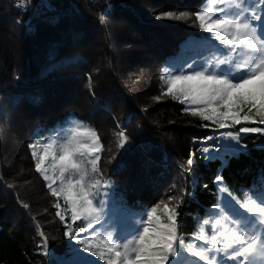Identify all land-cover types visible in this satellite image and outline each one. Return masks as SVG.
Masks as SVG:
<instances>
[{"label": "trees", "instance_id": "trees-1", "mask_svg": "<svg viewBox=\"0 0 264 264\" xmlns=\"http://www.w3.org/2000/svg\"><path fill=\"white\" fill-rule=\"evenodd\" d=\"M78 1V13L39 8L25 31L19 21L38 3L23 13L10 0H0V264H61L70 247H80L65 236V223L55 215L56 202L74 236L90 234L91 230L80 231L83 221L71 223L63 196L57 201L49 194L28 147L77 121L95 130L103 145L99 173H91L85 163L89 180L111 182L100 189L104 195L98 198H108L115 208L126 205L142 216L141 209L179 196L182 189L191 193L177 209L179 235L186 243L198 221L208 218L212 206L227 195L217 192L218 170L223 186L241 201L249 188L259 192L264 187V133H240L247 151L223 167L219 160L205 162L201 152L192 151V138L209 137L219 128L202 127L211 122L183 111L185 105L170 97L155 99L161 95L164 66L181 54L191 55L189 41L210 35L193 25L195 17L179 21L157 16L167 11L194 13L203 0ZM101 15L105 24L100 23ZM240 127L264 125L242 123L234 132ZM121 129L129 136L124 149L116 137ZM59 144L58 140V153ZM190 155L192 166L187 165ZM51 163L50 159L46 165ZM178 165L190 167L193 176H184ZM193 177L199 178L195 187ZM105 205L108 212L111 205ZM32 219L47 236L48 256L38 248L42 238ZM129 222L126 216L125 225ZM205 234L211 235L210 226Z\"/></svg>", "mask_w": 264, "mask_h": 264}, {"label": "snow or ice", "instance_id": "snow-or-ice-1", "mask_svg": "<svg viewBox=\"0 0 264 264\" xmlns=\"http://www.w3.org/2000/svg\"><path fill=\"white\" fill-rule=\"evenodd\" d=\"M192 17L193 25L210 35L189 41L186 47L192 54H181L164 66L159 77L161 95L155 99L167 96L185 105L183 111L211 122L203 124L205 128L216 125L219 129H232L242 123L264 125V0H203L194 13L167 11L157 16L179 21ZM99 19L101 24L106 23L104 15ZM240 133H264V127H240L236 132L206 137L198 141L202 158L205 162L219 160L222 167L228 160L238 159L247 151ZM116 137L118 147L124 149L129 143L126 131H117ZM208 140L216 143L209 145ZM38 145L43 148L42 153L37 152ZM28 147L35 171L47 182L49 194L57 201L63 196L71 212V223L83 221L80 231L91 230L97 240L101 232L104 235V248L97 244L99 250L93 251L91 239L74 236L62 214L61 203H54L55 215L65 223V236L80 245L70 247L61 264H89L84 253L106 259L107 264H264V187L259 192L249 188L246 199L241 201L223 186L218 170L214 178L217 192L227 195L212 206L208 218L198 221L197 231L186 243L179 235L177 209L184 197L191 195L187 189H182L179 196H169L167 201L141 209L142 216L133 214L126 205L105 211V200L98 197L104 195L100 189H107L111 182L89 180V169L85 167V163L90 164L91 173H99L103 145L95 130L82 127L77 121L55 137L44 142L37 140ZM193 155L187 159L189 166L194 162ZM49 159L52 163L46 166ZM50 170L58 171V175H49ZM186 171L190 174L191 168ZM57 180L59 186L54 187ZM193 181L195 187L199 178L193 177ZM125 216L130 218L127 225ZM206 226H210L211 235L205 234ZM118 227L127 235L122 237ZM39 235L42 242L38 248L48 256L47 236L43 231Z\"/></svg>", "mask_w": 264, "mask_h": 264}, {"label": "built area", "instance_id": "built-area-1", "mask_svg": "<svg viewBox=\"0 0 264 264\" xmlns=\"http://www.w3.org/2000/svg\"><path fill=\"white\" fill-rule=\"evenodd\" d=\"M14 7L23 13H28L32 9L35 2L38 4L34 7L33 12L26 15L25 18L19 21L25 31L28 30L29 24L40 14L41 7L48 9L50 12H57L62 14H72L80 12L78 0H10Z\"/></svg>", "mask_w": 264, "mask_h": 264}, {"label": "rangeland", "instance_id": "rangeland-1", "mask_svg": "<svg viewBox=\"0 0 264 264\" xmlns=\"http://www.w3.org/2000/svg\"><path fill=\"white\" fill-rule=\"evenodd\" d=\"M108 8H109V7H108ZM225 131H233V132H234L233 128H232V129H218L216 133H214L213 135H211V136H209V137H219L220 133H221V132H225ZM205 138H206V137H203V138L193 137V138H192V148H191L192 151L200 152L199 149L201 148V144H200L198 141L204 140ZM214 143H216L215 140H208V141H207V144H209V145H212V144H214ZM242 144H243V143H242ZM42 151H43V148H42ZM42 151H41V153H42ZM56 152H57V155H59V153H58V149H57V146H56ZM49 161H50V159H49ZM49 161H48V162H49ZM48 162H47V163H48ZM163 163H164V164H167L168 162H166V160H163ZM46 166H47V165H46ZM191 166H192V165H191ZM177 168H179V169L181 170V173H182L184 176H187V175H191V177L193 176V175H192V172L189 174V173L186 171V169H188V168H185V167H183V166H181V165H178ZM53 174H54L53 171H51V172H50V175H53ZM107 195H109V194H106V196H107ZM104 200H105V204H110V205H111L110 207H107L106 210L110 211L111 209L115 208V205H114V204H111V203L109 202V199H108V198L105 197ZM106 212H107V211H106ZM28 216H30V214H28ZM125 217H126V216H125ZM125 217H124V218H125ZM32 220H33V224L36 226V230H37L38 232L43 231L41 225H40L37 221H35L34 219H32ZM117 231L120 232V231H122V230L118 227V228H117ZM121 236H122V235H121ZM81 238H82V237H81ZM83 238L91 239L92 246H93V251L99 250V249H97V247H96L97 244L100 245V248H101V249L104 248V244H103L104 235H103V232H101V235H100V239H99V240H97V239L95 238L94 235H91V231H90V234L84 236ZM105 256H106V257L108 256V253H107V252H105ZM84 257H86V258L88 259L89 264H93V262H96L97 264H107V260H106V259H105V260H100L99 257L92 256L91 253H84Z\"/></svg>", "mask_w": 264, "mask_h": 264}]
</instances>
